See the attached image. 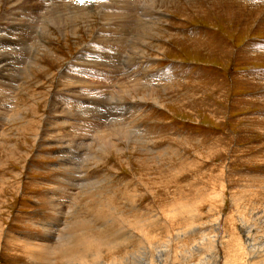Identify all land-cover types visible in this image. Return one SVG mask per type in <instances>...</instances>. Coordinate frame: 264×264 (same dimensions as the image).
Here are the masks:
<instances>
[{
  "label": "rangeland",
  "instance_id": "rangeland-1",
  "mask_svg": "<svg viewBox=\"0 0 264 264\" xmlns=\"http://www.w3.org/2000/svg\"><path fill=\"white\" fill-rule=\"evenodd\" d=\"M21 2L0 0V264H222L229 233L264 251V0Z\"/></svg>",
  "mask_w": 264,
  "mask_h": 264
},
{
  "label": "bare ground",
  "instance_id": "bare-ground-1",
  "mask_svg": "<svg viewBox=\"0 0 264 264\" xmlns=\"http://www.w3.org/2000/svg\"><path fill=\"white\" fill-rule=\"evenodd\" d=\"M3 1H5V0H3ZM66 1V0H65ZM8 2V1H7ZM10 2H11V5H17V3H19V2H21V0H10ZM27 2V1H26ZM25 2V4H27ZM30 2H31V0H30ZM36 2H38V1H35V3ZM41 2V1H40ZM117 2V1H116ZM128 2V1H127ZM5 3V2H4ZM21 3H23V2H21ZM33 3V2H32ZM46 3H48V2H46ZM51 3V2H50ZM136 3V2H135ZM150 3V2H149ZM24 4V5H25ZM42 4H44V3H42ZM131 4H134V3H131ZM137 4V3H136ZM153 4V3H152ZM9 5V4H8ZM29 5V4H28ZM30 5H31V3H30ZM39 5V4H38ZM47 5V4H46ZM49 5V4H48ZM121 5V4H120ZM125 5H126V2H125ZM128 5V4H127ZM10 6V5H9ZM18 6V5H17ZM64 6H66V5H64ZM33 7V6H32ZM68 7V6H67ZM125 8H127L126 6H124ZM131 7V6H130ZM129 7V8H130ZM12 8V7H11ZM16 8V7H15ZM33 8H35V7H33ZM37 8V7H36ZM46 8V7H45ZM47 8H49V7H47ZM8 9V8H7ZM28 9H29V7H28ZM86 9V8H85ZM156 9V8H155ZM122 10V9H121ZM126 10V9H125ZM37 11V10H36ZM43 11V10H42ZM84 11V10H83ZM124 11V10H123ZM131 11V10H130ZM18 12V11H17ZM21 12V11H20ZM19 12V13H20ZM27 12V11H26ZM34 12V11H33ZM41 12V11H40ZM127 12V11H126ZM25 13V12H24ZM28 13H29V11H28ZM46 13V12H45ZM88 13V12H87ZM119 13V12H118ZM117 13V14H118ZM120 13H121V11H120ZM128 13V12H127ZM30 14V13H29ZM41 14V13H40ZM126 14V13H125ZM125 14H123V15H125ZM132 14V13H131ZM148 14V13H147ZM28 15V14H27ZM34 15H35V13H34ZM42 15V14H41ZM62 15V14H61ZM59 16H60V14H59ZM107 17V16H106ZM127 17V16H126ZM133 17V16H132ZM140 17V16H139ZM27 18H30V17H27ZM40 18V17H39ZM42 18L43 17H41L40 18V23H41V20H42ZM50 18V17H49ZM62 18H63V16H62ZM8 19V18H7ZM23 19V18H22ZM60 19V18H59ZM126 19V18H125ZM10 20V19H9ZM25 20V19H24ZM26 20H28V19H26ZM25 20V21H26ZM33 20V19H32ZM109 20V19H108ZM50 21H52L51 19H50ZM56 21V20H55ZM115 21H117V20H115ZM130 21V20H129ZM105 22H107V21H105ZM118 22V21H117ZM132 22V21H131ZM39 23V24H40ZM115 23V22H114ZM37 24H38V22H37ZM38 24V25H39ZM75 24V23H74ZM73 24V25H74ZM19 25V24H18ZM27 25V24H26ZM38 25H37V27H38ZM51 25H53V24H51ZM120 25V24H119ZM132 25V24H131ZM134 25V24H133ZM24 26V25H23ZM28 26H29V23H28ZM40 26H41V24H40ZM43 26V25H42ZM49 26V25H48ZM57 26H59V25H57ZM56 26V27H57ZM75 26V25H74ZM117 26V25H116ZM122 26V25H121ZM18 27V26H17ZM47 27V26H46ZM45 27V28H46ZM127 27V26H126ZM132 27V26H131ZM137 27H138V25H137ZM136 27V28H137ZM26 28V27H25ZM40 28H42V27H40ZM68 28V27H67ZM97 28V27H96ZM118 28V27H117ZM135 28V29H136ZM27 30H28V28H26ZM75 29V28H74ZM123 29V28H122ZM124 29H125V27H124ZM134 29V30H135ZM33 30H34V28H33ZM38 30H39V28H38ZM47 30V29H46ZM120 30V29H119ZM119 30H117L118 32H119ZM141 30V29H140ZM144 29H142V34H141V32H140V34L143 36V31ZM116 31V32H117ZM128 31V30H127ZM136 31V30H135ZM35 32H36V30H35ZM42 32H43V29H42ZM113 32V31H112ZM121 32H122V30H121ZM138 32V31H137ZM41 33V32H40ZM134 33V32H133ZM159 33V32H158ZM35 34V33H34ZM92 34V33H91ZM118 34H120V33H118ZM122 34V33H121ZM137 35H139V33H136ZM37 35V34H36ZM52 35V34H51ZM131 35V34H130ZM158 35V34H157ZM25 36V35H24ZM116 36H118V35H116ZM140 36V35H139ZM138 36V37H139ZM144 36H146V35H144ZM143 36V37H144ZM149 36V35H148ZM19 37H21V36H19ZM25 37H27V34H26V36ZM30 37V36H29ZM37 37H39V34H38V36ZM36 37V38H37ZM41 38V37H40ZM113 38V37H112ZM114 38H116V37H114ZM119 38H120V36H119ZM92 39V38H91ZM142 39V37H140V40ZM10 40V39H9ZM18 40V39H17ZM21 40H23V39H21ZM26 40H27V38H26ZM118 40V39H117ZM139 40V39H138ZM12 41V40H11ZM25 41V40H24ZM105 41V40H104ZM122 41V40H121ZM124 41V40H123ZM142 41H143V39H142ZM145 41V40H144ZM109 42V41H108ZM112 42H113V40H112ZM139 42V41H138ZM146 42V41H145ZM12 43V42H11ZM14 44V43H13ZM92 44V43H91ZM112 44H114V43H112ZM143 44H145V43H143ZM8 45V44H7ZM25 45V44H24ZM115 45V44H114ZM16 46V45H15ZM120 46V45H119ZM23 48V47H22ZM21 48V49H22ZM114 48H115V46H114ZM113 48V49H114ZM24 49V48H23ZM120 49H121V47H120ZM11 50V49H10ZM115 50H117V49H115ZM141 50V49H140ZM20 52H21V50H20ZM24 52H25V50H24ZM108 52H109V50H108ZM107 53V52H106ZM110 53V52H109ZM115 53V52H114ZM119 53V52H118ZM117 53V54H118ZM120 53H122V52H120ZM120 53H119V56H120ZM105 55V54H104ZM108 55V54H107ZM106 55V56H107ZM114 55V54H113ZM7 57V56H6ZM27 57V56H26ZM107 58V57H106ZM115 58V57H114ZM117 58V57H116ZM119 58V57H118ZM9 59V58H8ZM6 60H7V58H6ZM25 60V59H24ZM105 60V59H104ZM103 60V61H104ZM116 60H118V59H116ZM13 62V61H12ZM15 62V61H14ZM13 62V63H14ZM17 62V61H16ZM107 62V61H106ZM108 62H109V60H108ZM107 62V63H108ZM113 62V61H112ZM117 62V61H116ZM9 63V62H8ZM104 63V62H103ZM107 63H106V65H107ZM20 64V63H19ZM102 64V63H101ZM100 64V65H101ZM114 64V63H113ZM112 64V65H113ZM116 64V63H115ZM4 65V64H3ZM3 65H1V67H3ZM6 65H7V63H6ZM9 65V64H8ZM14 66H15V64H14ZM103 66H104V64H103ZM102 66V67H103ZM117 66V65H116ZM17 67V66H16ZM19 67V66H18ZM100 67V66H99ZM98 67V68H99ZM107 67H109V65H107ZM12 68V67H11ZM14 68V67H13ZM12 68V69H13ZM20 68V67H19ZM101 68V67H100ZM106 68V67H105ZM112 68H114V66H112ZM102 69V68H101ZM111 69V68H110ZM109 69V70H110ZM16 70V69H15ZM105 70V69H104ZM6 71V70H5ZM17 71V70H16ZM20 71V70H19ZM111 71V70H110ZM124 71V70H123ZM13 72V71H12ZM115 72V71H114ZM113 72V73H114ZM118 72V71H117ZM8 73V72H7ZM10 74H13V73H10ZM124 74V73H123ZM109 75V74H108ZM116 75V74H115ZM119 75H120V73H119ZM121 75H122V73H121ZM105 76H107V75H105ZM112 76V75H111ZM97 77V76H96ZM117 77V76H116ZM100 79L102 78V77H99ZM120 78V77H119ZM6 79V78H5ZM109 79V78H108ZM107 79V80H108ZM113 79V78H112ZM111 79V80H112ZM94 80V79H93ZM141 80V79H140ZM103 81V80H102ZM117 81V80H116ZM124 81H126V79L124 80ZM138 81V80H137ZM109 82V81H108ZM119 82H120V80H119ZM92 83H93V81H92ZM95 83V82H94ZM93 83V84H94ZM103 83V82H102ZM69 84V83H68ZM85 84V83H84ZM128 88L127 89H125V90H128L127 91V93H129V92H131L132 90H134L137 86H136V84H132V85H130V82H128ZM79 84H77V86H78ZM80 85H82V83L80 84ZM100 85V84H99ZM102 85V84H101ZM101 85H100V88H101ZM103 85H105V84H103ZM114 85H116V83L114 84ZM119 85V84H118ZM120 85H121V83H120ZM97 86V85H96ZM117 86V85H116ZM108 87V86H107ZM115 87V86H114ZM124 87V86H123ZM88 88V87H87ZM90 88V87H89ZM113 88V87H112ZM116 88V87H115ZM96 89V88H95ZM98 89V88H97ZM102 89V88H101ZM88 90V89H87ZM86 90V91H87ZM74 91V90H73ZM80 92H79V94L81 93V95H85V97H80L79 96V94L77 95L78 96V98H77V101L76 100H74V101H76V103L77 102H81V101H83V100H85V98L86 97H89V96H92V97H95L94 96V94H93V91L92 92H85V89H84V92H83V90L81 91V90H79ZM98 91V90H97ZM100 91V90H99ZM111 91V90H110ZM94 93H95V91H94ZM104 93V92H103ZM105 93H106V95L108 94V91L107 90H105ZM105 93H104V95H105ZM111 93V92H110ZM75 94V93H74ZM100 95V94H99ZM103 95V94H102ZM101 95V96H102ZM103 95V96H104ZM114 95V94H113ZM96 96H98L97 95V93H96ZM107 96H109V95H107ZM112 96V95H111ZM110 96V97H111ZM71 97V96H70ZM143 97V96H142ZM72 98H76V97H73L72 96ZM95 98H97V97H95ZM102 98V97H101ZM105 98H107V97H105ZM109 98V97H108ZM114 98V97H113ZM155 98V97H154ZM82 99V100H81ZM110 99V98H109ZM71 101H72V99H71ZM84 102V101H83ZM156 102V101H155ZM6 103V102H5ZM74 103V102H73ZM75 103V104H76ZM67 105V104H66ZM65 105V106H66ZM74 106H76V105H74ZM67 107V106H66ZM134 107V106H133ZM68 109H71V107H67ZM120 108V107H119ZM67 114L69 113L68 111L66 112ZM69 115H70V113H69ZM81 132H83V131H81ZM87 132V131H86ZM101 134V137L99 138V139H101V146H100V148H105V146H107V143H109V142H111L112 140H111V138H114V135H115V129H113V127H108V128H106L105 130H102L101 132H100ZM65 135V134H64ZM63 137V136H62ZM70 138V137H69ZM72 138H73V136H72ZM88 138V137H87ZM106 138V139H105ZM89 141H91L90 139H89ZM98 142V141H97ZM91 145V144H90ZM105 145V146H104ZM152 147V146H151ZM92 153V152H91ZM85 155V154H84ZM109 155V154H108ZM108 157V156H107ZM81 159V158H80ZM85 159V158H84ZM74 160L75 161H77L78 159H77V157L76 158H74ZM82 160V159H81ZM80 160V161H81ZM66 162H67V160H66ZM71 162V161H70ZM65 163V162H64ZM68 164H70L69 162H68ZM67 165V164H66ZM145 188V187H144ZM70 193V192H69ZM54 194V193H53ZM62 194V193H61ZM152 194V193H151ZM52 196V195H51ZM74 196V195H73ZM57 207V206H56ZM189 208V207H188ZM60 211V210H59ZM188 211V210H187ZM190 211V210H189ZM57 213V212H56ZM170 213H171V215H172V217H174V216H177V215H180L181 214V210L180 209H177V207L176 208H173V209H171L170 210ZM194 213V212H193ZM61 214V213H60ZM59 214V215H60ZM158 215V214H157ZM63 219V218H62ZM58 220V219H57ZM150 223V222H149ZM62 224V223H61ZM59 225V224H58ZM51 226V225H50ZM53 226V225H52ZM54 226H56L57 227V225H54ZM50 230V232L51 231H53V229L51 228V229H49ZM48 230V231H49ZM47 231V230H46ZM56 231V230H55ZM59 233V232H58ZM58 235V234H57ZM144 235V234H143ZM215 235V234H214ZM44 236V235H43ZM217 236V235H216ZM216 236L215 237H213V235H212V238H215L216 239ZM49 239L47 240V241H50L51 239H53L52 237V235L51 234H49ZM207 237V236H206ZM206 237H204V239L202 238V242L204 241V243H207V238ZM222 237H223V240L225 241V242H227V254H229V256H225L224 257V259H223V261H222V264H264V251L263 250H261V251H259L258 253H256V255H252L253 254V252H251V250H243L242 248H240L239 246L237 247V245L236 244H234V241L235 240H238V238H236L235 236H234V233H229V234H223L222 235ZM221 237V238H222ZM56 238V240L54 241V243H51L50 245H48V247L47 248H45V250L46 251H48V252H59V251H62L65 247H67L66 246V241L70 238L68 235H66V234H59L57 237H55ZM219 238V237H218ZM213 240V242H216V240ZM84 240L85 241H83V243L86 245V247L88 248V247H90L92 244H96L97 242H100V241H97L96 239H94V238H91V237H84ZM218 240V239H217ZM246 240H247V237H246ZM170 241V240H169ZM169 241H167V242H163V244H161V246H155L154 247V243L152 242V244H151V242H149V241H147L146 240V246H148L149 248H155V250H157V252H156V254L157 255H159V254H162L163 253V251H166L167 249H168V246H169ZM209 242V241H208ZM101 245V244H100ZM141 245V244H140ZM144 246V245H143ZM83 247V246H82ZM129 247V246H128ZM151 248V249H152ZM140 249V248H139ZM162 249V250H161ZM186 249V248H185ZM191 249H193V250H196L197 248L196 247H194V246H192V248ZM83 251L84 250H81L80 251V253H71L68 257H66L65 256V258H66V260L65 261H67L68 262V264H90L88 261H87V257H86V251L83 253ZM141 251V250H140ZM140 253V252H139ZM152 252H150V250H148V251H146V252H144V254H143V256L144 257H146V256H148V257H155V255L153 254H151ZM159 253V254H158ZM91 254H93V253H91ZM165 254V253H164ZM131 256H132V259H133V263L134 264H136V261L139 259L140 260V257L141 256H135L136 254H130ZM169 256V255H168ZM119 258V257H118ZM138 258V259H137ZM160 258V257H159ZM168 258V257H167ZM152 259H154V260H156L155 258H152ZM153 260V261H154ZM241 260H242V262H241ZM142 261V260H141ZM167 262V261H166ZM128 264V263H127ZM143 264V263H142ZM147 264V263H146Z\"/></svg>",
  "mask_w": 264,
  "mask_h": 264
}]
</instances>
